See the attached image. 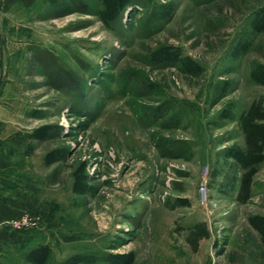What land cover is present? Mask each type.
<instances>
[{"label": "rangeland", "instance_id": "1", "mask_svg": "<svg viewBox=\"0 0 264 264\" xmlns=\"http://www.w3.org/2000/svg\"><path fill=\"white\" fill-rule=\"evenodd\" d=\"M102 7L38 0L32 44L11 63L8 115L19 131L50 125L34 148L65 152L47 191L51 221L24 214L39 217L27 235L41 231L49 264L130 252L133 264H221L224 235L249 231V216L264 213V161L241 202L243 169L227 155L245 146L242 112L264 104V85L251 77L264 64V30L254 27L264 0H133L110 25ZM163 46L193 58L201 73L156 61ZM82 161L93 189L77 194L72 171ZM200 227L209 236L196 241ZM250 245L245 256L257 259ZM17 261L26 264L23 253Z\"/></svg>", "mask_w": 264, "mask_h": 264}, {"label": "crops", "instance_id": "2", "mask_svg": "<svg viewBox=\"0 0 264 264\" xmlns=\"http://www.w3.org/2000/svg\"><path fill=\"white\" fill-rule=\"evenodd\" d=\"M37 5L38 0H0V16L4 23L0 37V264H18L20 253L25 255L26 252L28 229L14 227V220L24 214L39 213L43 221H51V197L47 191L58 185L57 162L46 164L42 156L48 150L41 152L34 148L39 139L25 136L24 132L32 129L19 131V122L8 115L10 109L15 110L10 105L11 63L15 66L18 57L26 54L32 44ZM248 224L249 231L224 235V249L217 255L221 264H239L240 261L242 264H264V241L249 220ZM233 234H240L242 242L236 245ZM251 238L255 245L250 252L256 254L257 259L245 256L247 248L252 246ZM14 254L15 259L11 261Z\"/></svg>", "mask_w": 264, "mask_h": 264}, {"label": "trees", "instance_id": "3", "mask_svg": "<svg viewBox=\"0 0 264 264\" xmlns=\"http://www.w3.org/2000/svg\"><path fill=\"white\" fill-rule=\"evenodd\" d=\"M54 1V0H51ZM133 0H100L103 7L99 11L101 20L110 25L116 22L124 9ZM254 27L258 31L264 30V9L260 10L254 21ZM156 61L179 63L182 68L191 74H199L201 65L190 56H183L173 46H163L155 51ZM251 77L258 83L264 85V64L259 63L251 71ZM241 130L244 133L245 146H232L227 155L236 160L243 169L239 184L238 200L246 202L251 197L253 177L258 171V166L264 161V104L262 99L254 100L239 118ZM50 125H41L26 133V137L43 140L50 136ZM65 152L63 148L57 147L47 151L43 157L46 164H52L63 160ZM86 164L80 162L72 171V190L77 194H86L92 191L93 186L89 183V175L86 173ZM250 224L260 233L264 241V214H252L249 216ZM41 231H34L26 236L24 255L26 264H49L52 261V248L49 243L39 240ZM194 239L200 240L209 236L207 229H197L193 233ZM38 240V241H37ZM103 259L112 264H133L134 254H108L97 258L93 254L76 253L70 255L55 264H95Z\"/></svg>", "mask_w": 264, "mask_h": 264}, {"label": "built area", "instance_id": "4", "mask_svg": "<svg viewBox=\"0 0 264 264\" xmlns=\"http://www.w3.org/2000/svg\"><path fill=\"white\" fill-rule=\"evenodd\" d=\"M3 29H4V23H3L2 17L0 16V37L3 34ZM199 192H200L201 198L203 200H206L208 193H207V186L205 183L200 186ZM38 222H39V217H36V216L29 217L27 215H22L18 219L14 220L12 222V225L16 228H28V227L37 226Z\"/></svg>", "mask_w": 264, "mask_h": 264}]
</instances>
